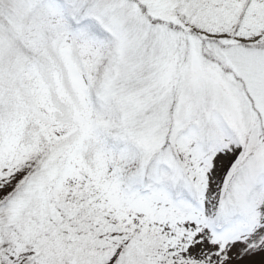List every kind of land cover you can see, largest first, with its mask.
<instances>
[{
  "label": "snow or ice",
  "instance_id": "1",
  "mask_svg": "<svg viewBox=\"0 0 264 264\" xmlns=\"http://www.w3.org/2000/svg\"><path fill=\"white\" fill-rule=\"evenodd\" d=\"M0 264H264V0H0Z\"/></svg>",
  "mask_w": 264,
  "mask_h": 264
}]
</instances>
